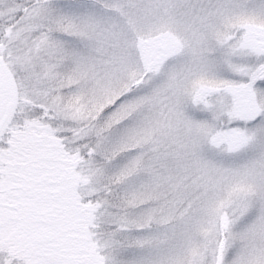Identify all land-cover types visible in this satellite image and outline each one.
I'll use <instances>...</instances> for the list:
<instances>
[{"label": "snow or ice", "instance_id": "snow-or-ice-1", "mask_svg": "<svg viewBox=\"0 0 264 264\" xmlns=\"http://www.w3.org/2000/svg\"><path fill=\"white\" fill-rule=\"evenodd\" d=\"M0 264H264V0H0Z\"/></svg>", "mask_w": 264, "mask_h": 264}]
</instances>
